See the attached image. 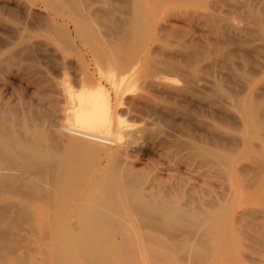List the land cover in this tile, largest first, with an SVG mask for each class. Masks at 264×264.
<instances>
[{"label":"rangeland","instance_id":"374dc122","mask_svg":"<svg viewBox=\"0 0 264 264\" xmlns=\"http://www.w3.org/2000/svg\"><path fill=\"white\" fill-rule=\"evenodd\" d=\"M60 1L0 0V109L52 137L74 123L64 83L78 87L82 58L98 78L94 56L140 57L120 103L110 89L133 127L120 145L146 185L174 187L184 215L202 224L61 233L67 217L48 204L33 217L0 215V264H264V0Z\"/></svg>","mask_w":264,"mask_h":264},{"label":"bare ground","instance_id":"6f19581e","mask_svg":"<svg viewBox=\"0 0 264 264\" xmlns=\"http://www.w3.org/2000/svg\"><path fill=\"white\" fill-rule=\"evenodd\" d=\"M50 3L56 9L61 7L60 0ZM126 54L94 56L98 78L89 63L80 59L82 76L78 87L64 83L69 97L65 108L69 115L74 111V120L70 118L74 123L57 125V133L53 129L52 137L42 124L30 121L28 124L25 115L0 109V215L33 217L38 211H49L48 204H53L54 207L50 206L57 216L67 217L56 229L61 233L75 229L81 235L133 230L193 233L191 230L202 224L200 214L184 215L185 210L174 198V187L169 189L161 183L146 185L145 177L125 157L120 143L124 135L132 133L133 127L130 129L125 118L114 109L110 93L116 92L117 98L119 93L128 91L127 87L122 89L124 92L120 88L131 78L129 61L133 64L141 58ZM259 126L256 123L255 128ZM7 195H19L28 201L16 203L9 201ZM63 199L76 204L60 207L59 201ZM34 202L42 205L33 206ZM87 264L100 262L98 258H90Z\"/></svg>","mask_w":264,"mask_h":264}]
</instances>
